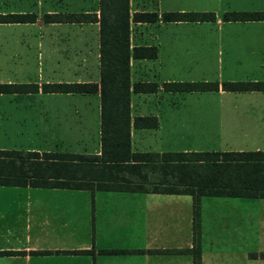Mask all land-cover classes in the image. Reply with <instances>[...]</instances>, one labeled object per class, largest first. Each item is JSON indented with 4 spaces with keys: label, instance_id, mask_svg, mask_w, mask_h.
<instances>
[{
    "label": "crops",
    "instance_id": "1",
    "mask_svg": "<svg viewBox=\"0 0 264 264\" xmlns=\"http://www.w3.org/2000/svg\"><path fill=\"white\" fill-rule=\"evenodd\" d=\"M138 1L128 0L130 15L152 11L158 18L152 23L130 21L129 47L155 46L156 57L129 60L130 153L264 151V109L220 108L183 114L179 110L143 111L134 103L148 94H192L162 89L164 82L192 80L185 77L192 76V68L225 70L229 82H240L230 81L233 70L264 68V20H221L225 11H264V0H156L155 4L150 0L149 8ZM48 2H57L60 9ZM35 5L40 13L32 8L0 11L5 17L22 15V21L0 20V27L8 31L19 27L21 36L30 37V44L21 51L28 55L33 71L24 80L0 83L25 86L23 92H0V133L13 141L11 147L0 150L99 156V24L63 18V14L85 13L97 19L98 0H35ZM193 10L213 12L215 18L159 19L162 12ZM45 14H60V21H44ZM136 81L152 82L156 89L133 93ZM53 83H93L97 88L91 93L43 91V85ZM203 92L264 93L220 88ZM136 116L154 117L156 126L134 127ZM192 117L199 118L196 125L224 133L225 146L203 150L192 145L153 148L145 143L149 130L160 134L168 125L187 126L192 132ZM167 133L177 130L167 129ZM24 135L28 144L20 148L18 140ZM130 164L140 166L131 180L151 178L144 162ZM207 197L199 201L200 264H264V208L257 199ZM190 247L192 198L188 194L0 185V264H192L189 254L159 251ZM112 250L129 251L107 252Z\"/></svg>",
    "mask_w": 264,
    "mask_h": 264
},
{
    "label": "trees",
    "instance_id": "2",
    "mask_svg": "<svg viewBox=\"0 0 264 264\" xmlns=\"http://www.w3.org/2000/svg\"><path fill=\"white\" fill-rule=\"evenodd\" d=\"M99 15L63 14L67 21H98L100 155L25 150H0V185L44 188H83L156 191L188 194L192 198V247L161 252L186 253L192 264H200L199 201L201 197H246L264 199V151H191L175 153H130L129 60L156 57L155 46L129 47V22L157 20L152 11L129 14L128 0H98ZM209 11L162 12L163 22L213 21ZM22 21V15L0 16V20ZM222 21L264 20V11H225ZM44 21H60V14H45ZM93 83L45 84L43 91L91 93ZM264 91V81L164 82L166 92ZM156 84L136 81L131 90L154 92ZM24 85L0 84V92H23ZM134 127L153 128L154 117L136 116ZM144 162L149 180H131ZM143 165V166H144ZM129 250H112L124 253ZM87 252V251H84Z\"/></svg>",
    "mask_w": 264,
    "mask_h": 264
},
{
    "label": "rangeland",
    "instance_id": "3",
    "mask_svg": "<svg viewBox=\"0 0 264 264\" xmlns=\"http://www.w3.org/2000/svg\"><path fill=\"white\" fill-rule=\"evenodd\" d=\"M140 5L147 8L151 7L150 0H144V2L138 1ZM156 0H153L155 4ZM46 3V2H45ZM45 3H43L45 5ZM50 7L60 9V5L57 2H48ZM151 5V6H150ZM35 7V8H34ZM47 7V5H45ZM20 8H32L35 12L40 13V8L35 5V0H0V11L16 10ZM198 11V10H193ZM7 29L6 27H0V83L4 79H10L12 82L26 79L27 75L32 74V62L27 60L28 55L22 53V48L30 44V37L21 36L19 27H12ZM14 31V32H13ZM147 61V60H146ZM151 64L150 61H147ZM228 72L222 69L213 67H200L192 68V80H171V81H192V82H223L226 81ZM54 77V76H52ZM174 78L184 77L183 75H175ZM234 79L230 81H247V80H264V68H255L245 72H235L233 70L232 76ZM229 81V80H227ZM134 103L143 111H153L155 109H161L167 111H182L183 114H189V111L200 112L205 110H214L220 108H239V109H264V93H227L225 95L218 94L216 92H192V94H148L142 95L137 98ZM2 102H0V105ZM167 119V117H166ZM196 117H192L194 124H192V132H188L187 126H164V130L161 133H156L154 130H149V135L144 138L145 143L150 147L162 146H188L202 148L203 150L209 147L216 149H222L227 140L224 137V133L215 132L213 129L203 128L202 125H196L198 123ZM201 119V118H200ZM173 128L177 130V133H167V129ZM204 129V131H203ZM23 139L18 140V143L22 145L20 148H24V145L28 144L26 135L22 136ZM134 137V141H135ZM13 141L7 139L0 133V147H11ZM136 146L133 144V147ZM19 147V146H16ZM210 197H205L207 199ZM234 199V198H227ZM250 200H247L248 202ZM258 201V202H257ZM257 204L264 208V200L257 199ZM255 202V201H251ZM253 204V203H251ZM204 211V208H203ZM204 214L205 211H204Z\"/></svg>",
    "mask_w": 264,
    "mask_h": 264
}]
</instances>
